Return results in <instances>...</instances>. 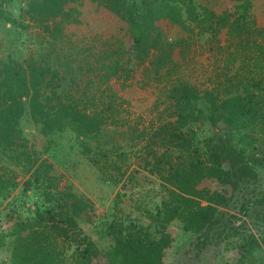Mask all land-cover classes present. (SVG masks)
Returning <instances> with one entry per match:
<instances>
[{
  "label": "trees",
  "instance_id": "obj_1",
  "mask_svg": "<svg viewBox=\"0 0 264 264\" xmlns=\"http://www.w3.org/2000/svg\"><path fill=\"white\" fill-rule=\"evenodd\" d=\"M21 1L29 18L48 29L51 20L77 21L73 16L77 12L75 5L83 0H17ZM90 1L125 24L130 41L128 60L132 62L134 57V64L153 72L150 80H164L162 112L172 123L168 126L160 122L144 144V158L162 180L166 196L146 225L133 220L126 224L121 218L106 223L103 232L110 236L111 245L101 255L107 264H163L164 253L172 242L168 226L173 220H180L186 231H201L216 220L217 208L227 204L237 182L255 178L257 168H264V24L256 26L249 18L250 0H231L240 6L232 18L218 17L206 10L201 15L193 0ZM8 14L0 0V22L12 21ZM162 20L189 32L193 23L197 34L210 33V42L207 41L215 58L207 85L176 75L180 65L189 60L173 57L174 45L158 25ZM222 28L226 30L224 43L217 37ZM48 43L51 48L53 41ZM221 53L224 62L218 59ZM119 65L116 59L98 66L100 97L95 99L70 92L59 95L56 87L60 73L46 58L36 60L30 56L23 62L13 54L0 58V158L4 155L10 160L18 158L19 162L23 158L29 168L37 161L20 149L24 146L21 120L25 114L45 135L70 127L81 136L85 151H90L91 140L113 118L115 102L111 98L116 90L110 81L120 80ZM125 82L121 79L119 87H124ZM88 85L87 82L85 87ZM47 89L50 92L45 95ZM106 91L108 97L103 95ZM107 110L111 114L103 115ZM199 121L200 128L221 123L227 130L214 131L199 144L194 137L197 131L193 130ZM158 143L164 147L162 151L154 148ZM174 150L177 159L172 156ZM44 162L42 159L33 169L36 180L46 167ZM1 168L0 196L5 197V190L13 183ZM47 176L45 180L52 178ZM45 200L52 205L36 209L31 218L14 222L10 264H89L100 255L95 243L81 234L77 222L83 214L88 221L93 220L90 203L65 189L47 193ZM4 236L0 232V247ZM242 248L245 254L254 250L264 254V235H250Z\"/></svg>",
  "mask_w": 264,
  "mask_h": 264
},
{
  "label": "rangeland",
  "instance_id": "obj_2",
  "mask_svg": "<svg viewBox=\"0 0 264 264\" xmlns=\"http://www.w3.org/2000/svg\"><path fill=\"white\" fill-rule=\"evenodd\" d=\"M193 1L201 15L206 10L218 17L232 18L240 9L239 3L231 0ZM250 1L249 18L256 26H262L264 0ZM2 4L12 21L0 22V58L5 59L7 54H13L21 62L30 56L36 60L46 58L60 73L56 87L59 95L70 92L77 97L99 99L100 76L97 73L100 72L97 69L102 62L110 64L119 59L118 73L122 76L116 82L114 78L110 81L116 90L111 98L115 102L113 118H109L110 122L102 125L99 134L91 140L90 151H85L81 136L70 127L45 135L27 114L24 115L21 120L24 146L20 149L37 161L29 168L23 158L19 162L18 158L10 160L1 155V172H5L13 184L5 190V197L0 196V232L5 235L0 247V264H10L14 222L33 217L36 209L51 206L45 200L47 193L64 189L90 203L89 215L93 220L88 221L84 214L77 217L81 234L88 236L99 250L100 255L89 264H107L101 255L111 245L110 236L103 232L106 223L121 218L126 224L133 220L146 225L155 207L166 196L162 180L150 170L148 158H144V144L159 123L172 124L167 122L170 121L167 113L162 112L164 80H150L153 72L134 64V57L132 62L128 60L130 41L125 24L90 0L75 5L77 12L73 16L77 21L63 19L58 23L51 20L48 29L29 18L24 2L2 0ZM158 25L174 45L173 57L189 60L180 65L176 75L200 86L207 85L208 77H211L209 70L213 67L211 61L215 58V51L213 55L209 51L210 33L197 34L193 23H190L193 27L190 32L167 20ZM217 37L221 39L220 43L226 42L225 28L217 33ZM49 41H53L51 48ZM214 43L212 41L213 46ZM47 54H50L49 58ZM56 55L58 59L54 57ZM222 55L218 59L224 62ZM89 67L92 70L88 71ZM121 79L126 81L122 88L119 87ZM87 82L89 85L85 87ZM49 92V89L44 91L45 95ZM103 95L108 97L107 91ZM107 111L103 115L111 114ZM195 125L193 130L197 133L194 137L199 144L210 133L227 130L221 123L200 128L197 127L201 125L199 121ZM154 148L164 149L159 143ZM176 155L177 152L172 151L174 159ZM42 159L46 166L42 175L51 179L45 180L42 175L35 179L33 169ZM210 186L215 187L214 184ZM215 219L196 232L184 230L180 220H173L168 226L172 242L164 253L163 264H264L263 252L254 250L245 254L242 248L250 235H264V168H257L255 178L237 182L227 204L217 208Z\"/></svg>",
  "mask_w": 264,
  "mask_h": 264
}]
</instances>
